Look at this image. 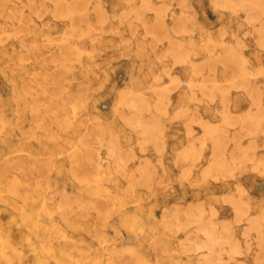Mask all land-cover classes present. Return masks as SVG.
Instances as JSON below:
<instances>
[{"label": "rangeland", "instance_id": "1", "mask_svg": "<svg viewBox=\"0 0 264 264\" xmlns=\"http://www.w3.org/2000/svg\"><path fill=\"white\" fill-rule=\"evenodd\" d=\"M239 1V7L232 5L225 8L221 6V0H204L203 6L193 3L190 8L192 6L193 8L191 9H196V11L193 14L194 20L190 21L189 19L186 20L191 13L188 12L184 0H134L132 3L127 2V0H93V3L87 6L84 4V0H57L55 4L48 2V0H32V2L30 0H0V115L4 118L14 119L18 123V128L25 130L26 134H28L25 138L26 144L24 147L16 145L21 140L18 128L12 134L14 143L12 146L7 145L0 136V177L4 175L5 171H8L20 175L33 188L40 184L43 194L50 198L52 202L53 212L50 215H44V220L49 227L47 237L50 243L56 247L61 246L67 250L75 251L78 255L87 254L88 257L99 259L111 256L115 260L113 263H106L101 260V262L97 263L84 264H125L123 262H126V259H128L126 263L129 264L130 261L141 257L149 261L188 260L189 256L198 257L199 253H203V256L199 255V258L203 261L205 258L206 262L214 259L216 255L215 259L219 257L221 260L231 259L229 260L231 264H264V244L259 247L262 242L264 243V167L261 164V161H264V155L262 156L264 149L260 147L264 142V109H262L264 108V87L261 86L264 83V77L261 75L264 73V39L261 38L264 37V33L260 30L258 23L254 21L261 11V8H258L261 7L259 4L260 0H245V2L243 0L242 3L241 0ZM249 1L251 2L249 3ZM253 2H256V7L252 5L254 4ZM44 4L46 5L44 6ZM213 4L217 5L214 6ZM36 8L41 11V15L39 11L36 12ZM94 8L96 9L94 10ZM236 9H238V12ZM33 10L36 11L34 12ZM55 11L56 18L54 16ZM42 12H44L43 16ZM250 12L253 14L251 16L252 19L249 15ZM59 13L61 17L58 15ZM76 16L78 19H76ZM98 16L100 18H96ZM47 18L49 21H45L48 20ZM81 18H86L84 19L85 21L83 20L86 23L82 22ZM246 20H249V23ZM43 22L46 26H42ZM193 23L196 28L191 36L180 31L185 26L190 27ZM78 25L82 26V32L79 30L80 27H77ZM94 28L98 30H94ZM65 30L66 33L70 32L71 34H66ZM221 30L226 33L224 34ZM74 31L75 33L77 32L75 36ZM84 31L85 33H83ZM233 31L239 37L236 35V38ZM244 33L246 34L244 35ZM91 36L94 41L93 39L90 41ZM165 36L168 39H163ZM259 37L263 42H260ZM257 38H259L260 44L257 42ZM236 39H238L237 44ZM240 39L246 43L241 42ZM161 40L163 42L159 43ZM151 41L154 43L152 44ZM205 44L207 46L210 45L209 48L213 46L215 49L212 47V50H214L211 51ZM152 45L153 47L155 46L153 49L156 53L161 54L163 52L162 55H166L163 64L154 59L153 49L150 47ZM230 46L231 48L236 47L235 50L234 48L230 49ZM189 48L191 50H187ZM226 50H229V52H227L225 57ZM188 51H191V53ZM186 54L189 56L187 57ZM228 55L232 60L228 59ZM232 55L233 58L230 57ZM65 57L69 59L66 61ZM185 57L186 59H184ZM219 57H221L219 59L220 63L217 60ZM208 59L215 66L217 63L216 68L214 65L212 67L211 64L210 67L208 66ZM227 61L228 63L230 61L231 64L234 62L232 65L237 69L239 68L238 66H242L240 67L242 70L240 68V70H237L232 65L228 67L227 65L230 66V64ZM223 62L227 63H225V67ZM99 64L100 66H98ZM76 67L78 68L76 69ZM162 69L166 71V74H163ZM199 69L203 70L201 74ZM223 69L228 72L227 75H231L229 79L226 73L225 75L223 74ZM232 71L236 73V77ZM237 74H239L238 77ZM206 75L208 76L207 78ZM214 76L215 79H213ZM210 78H212L211 82H208ZM224 79H227V81ZM201 80L205 82H199ZM238 81L244 84L242 85ZM225 82H231L232 87L227 89L223 87ZM236 82L237 85L240 84L241 86L235 87ZM71 83L73 84L71 85ZM213 83L216 84L215 89L213 88ZM247 83L249 84L248 87ZM197 84H200V86ZM101 85H104L103 88ZM204 85L213 88L212 91L211 89L209 91L216 95V99L213 101L212 111H204L203 106H201L200 116L205 121L201 119L200 124L193 125L194 130L198 134L206 137L203 158L199 167L193 170L186 178H175L180 177L184 172L185 160L183 159V153L188 151V139L187 129L183 120L174 119L169 125L163 126L162 131L164 163L167 164L168 161L173 159L177 161L175 165L171 166L170 178L167 179V182L156 183L155 180L147 181V176L145 175V177L138 180L136 177L138 173L136 171L133 173L131 169H134V166V170L142 166L145 167L147 164H142L144 160L150 161L152 165H155V159L158 156L157 145L149 143L148 151L141 152L139 144L140 141L151 140L150 138L154 136L153 134L160 128V125H163V122L159 120L160 116L157 114V101H162L164 95H169L168 100L171 99V104L168 107L169 113L172 115L177 112L175 110L180 107L181 97L186 92L195 90L193 93L195 95L198 94L196 98H200L205 92H209V88ZM244 85L246 88H244ZM164 87L165 89L169 88L170 91L167 90L166 92ZM247 88H249L248 91ZM252 88L257 89L259 94L262 93L259 98L257 97L259 95L257 91ZM145 89L151 90L145 91ZM218 89L224 90V92L227 90L225 92L227 96ZM228 90H230L229 93ZM255 91L256 95L254 94ZM141 92H143V95L140 94ZM252 92H254L253 96L250 94ZM132 95L135 97L139 96V99ZM223 95L227 98L223 97ZM76 96L80 97L81 100L84 98V100L81 101ZM161 96L163 97L162 99ZM250 96L255 97L250 98ZM16 97L21 101L18 113L14 114L11 101L16 99ZM127 97L131 99H127L128 103L130 100V105L126 103ZM221 99L230 101L222 102ZM254 99H257L258 103ZM139 100H142L141 103H139ZM80 101L82 104L79 103ZM155 103L156 105H154ZM121 104L128 106L124 110V114L129 119L126 123L125 121H120L119 123L124 126L125 131L131 136L130 145L132 146V152L135 151L136 155V159L127 160L128 163H126L125 159L126 164L123 163L124 161L122 162L124 165L115 158L109 159L107 153L98 154L96 152L95 137L101 123L106 117L116 111L117 106ZM133 104H136V107ZM228 104L229 106H227ZM257 104L260 105L258 108ZM139 105L143 110L149 107V111L145 110L146 112H144L142 110L145 114L141 111L144 116L139 111L141 109ZM224 107H227L228 113L226 110L223 111ZM253 113L257 116L253 117ZM260 113L263 115L261 116ZM93 115H95V118ZM230 115H233V117L231 116V118ZM147 116L150 117L149 122ZM152 116H155V118H151ZM136 117L141 118L137 119ZM142 117L146 127L150 126L149 128H156L157 130L153 131V129L149 130L148 127V129L144 127L143 121L139 122ZM136 119L139 121L137 122ZM230 119L234 120L235 123ZM157 120L161 123L159 122L160 124H158ZM203 121L206 123L204 124ZM237 121L239 122L237 123ZM133 122L135 123L134 126L132 125ZM150 122H157L158 125L155 123L156 125L153 127L154 124L152 125ZM230 122L231 125H235L229 126L230 124L228 125V123ZM137 123L140 125H137ZM243 124H247L248 126H246L248 129L251 128V130H248ZM244 127L245 129H243ZM46 128H48L47 131H45ZM143 128L144 131H142ZM213 128L215 129L213 130ZM236 128H238L237 131H235ZM140 131H142L143 135ZM230 131L233 138H230V133H226ZM237 132H239L240 136L237 135ZM54 135L56 136L55 138ZM236 135L237 138H241L237 139ZM234 138L235 140H233ZM226 139H229V144ZM237 140L240 141L238 142ZM249 140L253 141V143ZM224 141L226 142L224 143ZM220 142L225 145L227 143V147H223ZM249 142L251 143L250 145ZM236 143H239L242 147L238 144L237 146ZM130 145L125 144V149ZM221 145L222 148H220ZM239 146L241 149H239ZM223 148L226 149L224 150ZM231 148L233 149L231 150ZM217 150H221V154L224 155L233 151L235 155L254 161V163L245 164L238 168L227 179H211L204 174L205 168H207L204 165L208 166L215 157L214 154L217 153L216 157L221 155H218L220 152ZM124 154L125 152L121 155L123 156ZM126 154L128 153L126 152ZM16 162H19L20 167H17L19 164ZM111 162H113V165ZM119 163L120 166H118ZM102 164L103 166H101ZM139 164L142 165L139 167L137 166ZM255 164H257V168H255ZM28 167L31 169H28ZM162 169L158 167L157 172L163 173L164 170L162 171ZM75 175L85 178L87 184L81 183L78 178H75ZM146 184L148 185L147 187ZM128 187L131 188L126 189ZM149 187H151V192H149ZM129 192L130 194L132 192V194L129 195ZM238 194L242 197L238 196ZM147 196H150V199H147ZM74 198L76 199L74 200ZM223 199L226 201L223 202ZM233 199L235 202L231 201ZM92 201L94 204L97 202L96 205L98 204L99 207L104 205L103 210L100 207L98 211V207ZM173 202H177V206ZM201 207L205 209L201 210ZM197 208H200L201 212L204 211V217L200 215L201 212L197 211ZM215 209L218 213H216ZM11 211L0 198V229H11L17 235V246L25 250L26 262L18 264H58L52 260L43 261L38 258L34 250L31 249L32 245H37L38 238L34 234H28L29 243L26 238L27 227L21 223V220L17 218L16 220L11 219ZM242 212L244 215H242ZM211 213L218 220H215L210 215ZM197 214L199 215L196 216ZM195 216L198 219H195ZM177 218H179V222ZM189 219L192 222L199 221V223H202L193 224ZM211 219L215 221H211ZM171 223H174V226ZM211 223H214L212 225L215 228L213 226V228H210L215 229L213 231L216 232V239L213 236L214 232L209 228ZM224 223L227 225H224ZM225 226H228V228ZM197 227L204 231L200 232L198 240L194 239L192 235ZM258 227H261L263 231L258 230ZM171 228L173 229L171 230ZM225 228L228 230L225 231ZM250 228L253 230L251 229V231ZM97 229L102 230L104 237L96 233ZM223 231L229 239L225 238L223 240L226 237L221 233ZM259 231L261 232L258 233ZM208 232H211V235ZM204 233L208 234L205 235ZM248 233L250 234L248 235ZM258 235L260 237L262 235V237L260 238ZM205 236H208V238ZM209 237L216 242L214 241L215 243H213L212 241L211 245H208L210 243ZM217 238L219 239L218 242ZM5 239L2 234L0 236V264H10L3 259L9 252ZM184 239L187 241H184ZM206 239L209 243L205 242ZM259 239L262 241L261 244ZM220 240L227 243L230 241L231 243L229 242V245L227 243L223 244L224 247L221 245L224 242ZM198 241L202 245L201 249H199L201 245L199 247L196 245L197 243L199 244ZM202 241L208 247L203 248ZM212 243L214 246H212ZM218 243L220 246H218ZM215 244H217L218 249L215 248L217 247ZM240 245L241 247H239ZM192 247L193 249L191 250L190 248ZM196 247H198L199 251H193L197 249ZM209 247H212L215 251ZM233 247H238L237 249L240 250L236 251L235 249L236 253ZM222 248H225V250ZM219 249L222 251L220 252ZM168 251L171 252L169 253ZM182 251L184 252L183 254ZM211 253L212 257L210 256ZM218 254L223 255L221 257Z\"/></svg>", "mask_w": 264, "mask_h": 264}, {"label": "bare ground", "instance_id": "2", "mask_svg": "<svg viewBox=\"0 0 264 264\" xmlns=\"http://www.w3.org/2000/svg\"><path fill=\"white\" fill-rule=\"evenodd\" d=\"M214 1V0H213ZM247 1V0H246ZM252 1V0H251ZM251 1H249V3L251 2ZM259 1V0H258ZM220 2V1H219ZM240 2V1H239ZM243 2V0H241V3ZM244 2H245V0H244ZM76 3V2H75ZM216 3V2H215ZM254 4H252V5H254L255 7H256V2H253ZM24 4V3H23ZM250 4V5H251ZM260 4V3H259ZM46 4H44V6H45ZM214 5V4H213ZM217 5V4H216ZM216 5H214V6H216ZM242 5V4H241ZM73 6V5H72ZM236 6V5H235ZM234 6V7H235ZM259 6V5H258ZM47 7V6H46ZM221 7V6H220ZM223 7V6H222ZM237 7H239V6H237ZM242 7V6H241ZM246 7H247V5H246ZM43 8V7H42ZM77 8V7H76ZM81 8H83V6H81ZM191 8H193L192 6H191ZM225 8V7H224ZM233 8V7H232ZM258 8H261V7H258ZM84 9V8H83ZM96 8H94V10H95ZM234 9V8H233ZM36 10H37V8H36ZM36 10H33L34 12L36 11ZM42 10V9H41ZM81 10V9H80ZM235 10V9H234ZM261 10V9H260ZM40 12L39 14L41 15V11L40 10H37L36 12ZM59 11H61V10H59ZM63 11V10H62ZM66 11H67V9H66ZM71 11H72V9H71ZM83 11V10H82ZM85 11V10H84ZM195 11H196V9H195ZM206 11H208V10H206ZM211 11V10H210ZM236 11L238 12V9H236ZM251 11H253L254 12V10H252L251 9ZM258 11V10H257ZM96 12V11H95ZM97 12H100V11H97ZM214 12V11H213ZM60 13H63V12H60ZM58 14L59 16L61 15V14ZM66 13H68V12H66ZM72 13V12H71ZM196 13H198V12H196ZM211 13V12H210ZM232 13H234V12H232ZM256 13V12H255ZM43 14H44V12H42V16H43ZM65 14V13H64ZM69 14V13H68ZM215 14V13H214ZM54 15V14H53ZM66 16H67V14H65ZM64 15V16H65ZM96 15H97V13H96ZM187 15V14H186ZM250 17L253 15V14H251V12H250ZM37 16H38V14H37ZM55 18H56V11H55ZM53 16V17H54ZM65 16V17H66ZM196 16H197V14H196ZM204 16H206V15H204ZM217 16V15H216ZM61 17V16H60ZM59 17V18H60ZM62 17H63V15H62ZM73 17H74V14H73ZM80 17V16H79ZM187 17V16H186ZM215 17V16H214ZM244 17V16H243ZM58 18V17H57ZM96 18H100L99 16L98 17H96ZM102 18V17H101ZM211 18V17H210ZM242 18V17H241ZM48 19V18H47ZM76 19H78V17L76 16ZM84 19H86V18H84ZM84 19H82L81 18V20H82V22H84L85 20ZM89 19V18H88ZM206 19V18H205ZM245 19V18H244ZM251 19H252V17H251ZM254 19V18H253ZM80 20V19H79ZM84 20V21H83ZM97 20H99V19H97ZM186 20H188V18L186 19ZM45 21H49V19L48 20H45ZM78 21V20H77ZM246 21H248V23H249V20H246ZM252 21V20H251ZM254 21H256L255 19H254ZM213 22V21H212ZM46 23V22H45ZM84 23H86V22H84ZM251 23V22H250ZM72 24V23H71ZM87 24H89V23H87ZM252 24V23H251ZM43 25H45L44 24V22H43V24H42V26ZM73 25H75L74 23H73ZM253 25V24H252ZM259 25V24H258ZM46 26V25H45ZM219 26H221V25H219ZM78 28H79V30H81V32H82V26H77ZM186 27V26H185ZM184 27V28H185ZM223 27V26H222ZM73 28V27H72ZM75 28H76V26H75ZM98 28V27H97ZM97 28H94V30L96 29V30H98ZM219 28V27H218ZM224 28V27H223ZM223 28H221V29H223ZM226 28V27H225ZM231 28V27H230ZM24 29V28H23ZM66 29V28H65ZM84 29V28H83ZM209 29V28H208ZM257 29V28H256ZM85 30V29H84ZM225 30V29H224ZM233 30V29H232ZM26 31V30H25ZM70 31V30H69ZM86 31V30H85ZM85 31L83 32V33H85ZM226 31V30H225ZM246 31V30H245ZM260 31V30H259ZM87 32V31H86ZM221 32H223L224 34L226 33V32H224L223 30H221ZM234 32V31H233ZM65 33H66V30H65ZM68 33V35H70L71 33L70 32H67ZM66 33V34H67ZM70 33V34H69ZM74 33V36L76 35V33H75V31L73 32ZM94 33V32H93ZM186 33V32H185ZM247 33V32H246ZM246 33H244V35L246 34ZM47 34H49V32H47ZM51 34V33H50ZM224 34L222 35V33H221V35L222 36H224ZM230 34H232V33H230ZM234 35H235V32L233 33ZM247 34H249V33H247ZM252 34V33H251ZM73 35V34H72ZM78 35V34H77ZM81 35V34H80ZM237 35V34H236ZM235 35V36H236ZM45 36V35H44ZM50 36V35H49ZM98 36V35H97ZM142 36V35H141ZM209 36V35H208ZM238 37H239V35H237ZM237 36H236V38H237ZM260 36V35H259ZM264 36V35H263ZM78 37V36H77ZM92 37V36H91ZM221 37V36H220ZM234 37V36H233ZM52 38V37H51ZM241 38V37H240ZM260 38V37H259ZM259 38H257V42L259 43V40H260V42L262 41L261 40V38L262 39H264V37H261L260 39ZM53 39H54V37H53ZM90 39V38H89ZM92 39H93V37L90 39V41H92ZM223 40H224V38H222ZM242 39V38H241ZM240 39V40H241ZM259 39V40H258ZM30 40V39H29ZM237 40L238 39H236V44H237ZM55 41V40H54ZM93 41H94V39H93ZM202 41V40H201ZM213 41V40H212ZM216 41V40H215ZM225 41V40H224ZM29 42V41H28ZM33 42V41H32ZM152 42V41H151ZM150 42V43H151ZM220 42V41H219ZM241 42H245V41H242L241 40ZM263 42V41H262ZM53 44H54V42H52ZM154 42H152V44H153ZM240 43V42H239ZM242 43V44H243ZM246 43V42H245ZM264 43V42H263ZM263 43H262V45H263ZM145 44V43H144ZM203 44V43H202ZM207 44V43H206ZM205 44V45H206ZM260 44V43H259ZM258 44V45H259ZM49 45H50V43H49ZM57 45V44H56ZM120 45V44H119ZM142 45H143V43H142ZM141 45V46H142ZM149 45H151V44H149ZM243 45H245V44H243ZM57 46H61V45H57ZM159 46V45H158ZM157 46V47H158ZM207 46V45H206ZM210 46V45H209ZM209 46H207V48L209 49V50H211V51H213L212 50V47L211 48H209ZM232 46V45H231ZM231 46H230V49H232V48H234V50H235V48L236 47H232L231 48ZM247 47H248V45H246ZM245 46V47H246ZM260 46V45H259ZM62 47V46H61ZM60 47V48H61ZM130 47V46H129ZM139 47V46H138ZM150 47H152V49L153 48H155V46L153 47V45L152 46H150ZM225 47V46H224ZM223 47V48H224ZM240 47V46H239ZM264 47V46H263ZM77 48V47H76ZM141 48V47H140ZM206 48V49H207ZM227 48V47H226ZM225 48V49H226ZM228 48H229V46H228ZM227 48V49H228ZM238 48V47H237ZM78 49V48H77ZM136 49V48H135ZM186 49V48H185ZM224 49V50H225ZM229 49V50H230ZM84 50V49H83ZM87 50V49H86ZM187 50H191L190 48L189 49H187ZM186 50V51H187ZM193 50V49H192ZM224 50H223V52H224ZM229 50L227 51L226 50V54H224L225 55V57H226V55H227V52H229ZM90 51V50H89ZM219 51V50H218ZM241 51V50H240ZM120 52H121V49H120ZM189 53H191V51H188ZM187 52V53H188ZM193 52V51H192ZM196 52V51H195ZM195 52H194V54H195ZM198 52V51H197ZM209 52V51H208ZM73 53V52H72ZM74 53H75V51H74ZM112 53V52H111ZM163 53V52H162ZM162 53H161V55H162ZM214 53V52H213ZM218 53H221V52H218ZM225 53V52H224ZM233 53V52H232ZM240 53H242V52H240ZM58 54H60V53H58ZM70 54V53H69ZM77 54V53H76ZM122 54V53H121ZM160 54V53H159ZM193 54V55H194ZM228 54H230V53H228ZM234 54H236V53H234ZM66 55V54H65ZM71 55H73V56H77V55H75V54H71ZM165 55V54H164ZM198 55V54H197ZM221 55V54H220ZM66 56H68V55H66ZM186 56L188 57L189 55L188 54H186ZM195 56V55H194ZM237 56V55H236ZM221 57H222V55H221ZM221 57H219L217 60H218V62L220 61L219 59H221ZM230 57H232L233 58V55L232 56H230ZM235 57V56H234ZM23 58V57H22ZM66 58V57H65ZM240 58H242L241 56H240ZM67 59H69V58H66V61H67ZM184 59H186V57L184 58ZM222 59H224V58H222ZM228 59L229 60H232V59H230L229 58V55H228ZM65 60V59H64ZM73 60V59H72ZM238 60H239V57H238ZM242 60H244L243 58H242ZM55 61V60H54ZM71 61V60H70ZM69 61V62H70ZM74 61V60H73ZM72 61V62H73ZM194 61H196V60H194ZM226 61V60H225ZM245 61V60H244ZM197 62V61H196ZM201 62V61H200ZM208 62H209V65H208ZM208 62H207V65L210 67V64L212 63V61H210L209 59H208ZM236 62V61H235ZM55 63V62H54ZM192 63H194V62H192ZM198 63V62H197ZM197 63H196V65H197ZM220 63V62H219ZM224 63V62H223ZM223 63H221V64H223ZM226 63V62H225ZM223 64V66L225 67V65L228 63V61H227V63L226 64ZM234 63V62H233ZM232 63V64H233ZM93 64V63H92ZM102 64V63H101ZM201 64H202V62H201ZM204 64V63H203ZM228 64H230V66L229 65H227L228 67H231V63H230V61H229V63ZM212 65V67H213V65L215 66V64H211ZM242 65H243V62H242ZM66 66V65H65ZM92 66V65H91ZM98 66H100V64L98 65ZM134 66V65H133ZM203 66V65H202ZM216 66H217V63H216ZM216 66H215V68H216ZM226 66V67H227ZM236 66V65H235ZM93 67V66H92ZM199 67V66H198ZM197 67V68H198ZM208 67V68H209ZM211 67V69H213ZM232 67H234L233 65H232ZM239 68L240 67H242V66H238ZM78 67H76V69H77ZM94 68V67H93ZM163 68H164V66H163ZM196 68V67H195ZM194 68V69H195ZM235 68V67H234ZM234 68H231V69H234ZM237 69V68H235V69H237V70H240V69ZM66 69V68H65ZM81 69H83V68H81ZM225 69V68H224ZM223 69V71H224V73H223V71H222V73L225 75V73H226V75H227V73L228 72H225V70ZM95 70V69H94ZM164 70V69H163ZM209 70V69H208ZM230 70V69H229ZM242 70V69H241ZM67 71V70H66ZM70 71V70H69ZM92 71H93V69H92ZM201 71V69H199V72ZM203 71V70H202ZM202 71L200 72V74L202 73ZM211 71V70H210ZM213 71V70H212ZM215 71V70H214ZM231 71V70H230ZM253 71V70H252ZM71 72V71H70ZM196 72V71H195ZM194 72V73H195ZM214 73V72H213ZM216 73V72H215ZM230 73V72H229ZM232 73H234L233 71H232ZM71 74V73H70ZM206 74V73H205ZM207 74H209V73H207ZM235 75V77H236V73H234ZM248 74V73H247ZM101 75V74H100ZM196 75H197V72H196ZM210 75H213V74H210ZM238 75L239 74H237V77H238ZM66 76V75H65ZM198 76H199V74H198ZM216 76V75H215ZM215 76H214V78L213 79H215ZM229 75H227V77H228ZM231 76V75H230ZM230 76L228 77V79L230 78ZM233 75H232V77H234ZM208 76L206 75V78H207ZM224 77V76H223ZM226 77V76H225ZM85 78H86V76H85ZM161 78H163V77H161ZM159 79V78H158ZM203 79V78H202ZM211 79L212 78H210V80L208 79V82H211ZM233 79V78H232ZM235 79V78H234ZM65 80V79H64ZM81 80H83L82 78H81ZM89 80V79H88ZM193 80V79H192ZM203 80H205V79H203ZM203 80H201V81H199V82H202ZM217 80V79H216ZM225 80V79H224ZM62 81V80H61ZM90 81V80H89ZM214 81V80H213ZM225 81H227V79L225 80ZM229 81V80H228ZM233 81V80H232ZM242 81V80H241ZM241 81H238L239 83H241L242 84V82ZM248 81V80H247ZM102 82V81H101ZM192 82V81H191ZM203 82H205V81H203ZM206 82H207V80H206ZM1 83V82H0ZM246 83V82H245ZM73 83H71V85H72ZM87 84H88V82H87ZM89 84H90V82H89ZM163 84H164V82H163ZM214 84V83H213ZM222 84V83H221ZM244 84V83H243ZM242 84V85H243ZM65 85V84H64ZM165 85V84H164ZM194 85V84H193ZM197 85H199L200 86V84H197ZM210 85V84H209ZM220 85V84H219ZM224 85L225 84H223V87H224ZM246 85V84H245ZM244 85V86H245ZM259 85V84H258ZM89 86H91V85H89ZM98 86H99V83H98ZM104 86V85H103ZM205 86V85H204ZM211 86H212V83H211ZM210 86V87H211ZM237 86H241L240 84L239 85H237V82L235 83V87H237ZM244 86H242V87H244ZM249 86V84L247 83V87ZM23 87V86H22ZM206 87V86H205ZM205 87H204V89H205ZM215 87H216V84H214V86H213V88L215 89ZM220 87H222V86H220ZM234 87V88H235ZM242 87H239V88H242ZM90 88V87H89ZM98 88V87H97ZM103 88V87H102ZM123 88V87H122ZM121 88V89H122ZM168 88V87H167ZM175 88V87H174ZM173 88V89H174ZM206 88H209V87H206ZM213 88H209L208 89V91L211 89V91H212V89ZM218 88H219V86H218ZM226 88V87H225ZM244 88H246V86L244 87ZM243 88V89H244ZM8 89V88H7ZM126 89H127V87H126ZM163 89V88H162ZM164 89H165V87H164ZM202 89V88H201ZM227 89V88H226ZM225 89V90H226ZM248 89L249 88H247V91H248ZM253 89V88H252ZM2 90V89H1ZM85 90V89H84ZM98 90H100V89H98ZM124 90V89H123ZM166 90V92H167V90H169L170 91V89L168 88V89H165ZM171 90H172V88H171ZM207 90V89H206ZM205 90V91H206ZM219 90V89H218ZM253 90H256L257 91V89H253ZM75 91H77V90H75ZM86 91H87V89H86ZM85 91V92H86ZM159 91V90H158ZM195 91V90H194ZM193 91V92H194ZM201 91V90H200ZM219 91H221V90H219ZM227 91V90H226ZM225 91V92H226ZM246 91V90H245ZM246 91V92H247ZM256 91H255V93L254 92H252V93H250L252 96H253V93L256 95ZM262 91V90H261ZM3 92V91H2ZM83 92V91H82ZM88 92V91H87ZM122 92V91H121ZM156 92V91H155ZM162 92V91H161ZM165 92V91H164ZM204 92V91H203ZM225 93L224 92V90L223 91H221V93ZM230 92V90H228V93ZM249 92H250V90H249ZM125 93H128V92H125ZM130 93V92H129ZM159 93V92H158ZM157 93V94H158ZM202 93V92H201ZM257 93H258V91H257ZM7 94V93H6ZM78 94H80V93H78ZM82 94V93H81ZM248 94V93H247ZM259 94V93H258ZM257 94V95H258ZM260 94H262V93H260ZM258 95L257 97L259 98L261 95ZM121 95V94H120ZM131 95V94H130ZM129 95V96H130ZM159 95H161V94H159ZM168 95V94H167ZM225 95L227 96V94L225 93ZM133 97H135L134 95H132ZM136 96H138V95H136ZM195 96H197L198 97V94L197 95H195ZM226 96H224L223 95V97H226ZM77 97V96H76ZM141 97V96H140ZM165 97H168L167 99H169V95L168 96H166V95H164V98ZM228 97H229V95H228ZM255 97V96H254ZM254 97H251L250 96V98H254ZM78 99L80 98V97H77ZM130 99V97H127L126 98V100L127 99ZM135 98H138L139 99V96L138 97H135ZM134 98V99H135ZM163 97L161 96V99H162ZM227 98V97H226ZM225 98V99H226ZM222 100V102H225L226 100ZM261 99V98H260ZM259 99V100H260ZM79 100H81V98L79 99ZM84 100V98L81 100V101H83ZM126 100H124L125 102H126ZM131 100V99H130ZM130 100H129V103H128V100H127V104H131L130 103ZM171 100V99H170ZM257 101V103H258V100L257 99H254V101ZM20 99H18L17 97H16V99H13L12 101H11V107H12V109H13V112H14V114H17L18 113V107H19V105H20ZM78 101V100H77ZM81 101L79 102V103H81ZM122 101V100H121ZM133 101V100H132ZM131 101V102H132ZM134 101H136V100H134ZM140 102L139 103H141V101L142 100H139ZM228 102L230 101V100H227ZM226 101V102H227ZM255 101V102H256ZM118 102H120L119 100H118ZM137 102V101H136ZM261 102V101H260ZM134 103V102H133ZM82 104V103H81ZM159 103H158V101H157V107H159L160 105H158ZM255 104V103H254ZM254 104H252V105H254ZM2 105V107H4V105L3 104H1ZM126 105V104H125ZM135 105V107H136V104H133V106ZM141 105V104H140ZM139 105V106H140ZM149 105V104H148ZM154 105H156V103L154 104ZM84 106V105H83ZM132 106V107H133ZM146 106V105H145ZM145 106H143V107H145ZM227 106H229V104L227 105ZM255 106H256V104H255ZM260 105L259 104H257V108L259 107ZM141 107V106H140ZM154 107H156V106H154ZM180 107H181V105H180ZM1 108V107H0ZM137 108H138V106H137ZM147 108V107H146ZM179 108V107H178ZM178 108H176V110L175 111H177V109ZM225 108V109H224ZM223 108V111L224 110H226V108L227 107H224ZM136 109V108H135ZM140 109V108H139ZM138 109V110H139ZM148 109H149V107H148ZM148 109H145V110H148ZM158 108H156V110H157ZM260 109V108H259ZM262 109H264V108H262ZM143 110V108L141 107V109L139 110L140 112ZM145 110H143L144 112H146ZM228 110V109H227ZM226 110V111H227ZM77 111V110H76ZM142 111V112H143ZM149 111V110H148ZM150 111H151V109H150ZM174 111V110H173ZM215 111V110H214ZM222 110H221V112H223ZM253 111H254V109H253ZM257 111V110H256ZM263 111V110H262ZM141 112V114H143ZM219 112V111H218ZM135 113V112H134ZM148 113H150V112H148ZM156 113V112H155ZM154 113V114H155ZM227 113H228V111H227ZM226 113V114H227ZM248 113V112H247ZM262 113V112H261ZM261 113H260V115H261ZM77 114V113H76ZM79 114H80V112H79ZM138 114V113H137ZM136 114V115H137ZM145 114V113H144ZM144 114H143V116H144ZM158 115H159V112L157 113ZM173 114H176L175 112L173 113ZM172 114V115H173ZM223 114H225V113H223ZM249 114V113H248ZM263 114H264V112H263ZM262 114V115H263ZM78 115V114H77ZM139 115V114H138ZM137 115V116H138ZM259 114H258V116H260ZM261 115V116H262ZM127 116V115H126ZM160 116V115H159ZM233 117V115H230V117ZM250 116H252V115H250ZM254 116H257V115H255L254 113H253V117ZM93 117L95 118V115H93ZM133 117H135L134 115H133ZM133 117H132V119H133ZM146 117V116H145ZM148 117V116H147ZM156 117H157V115H156ZM231 117V118H232ZM137 118V117H136ZM141 118V117H140ZM139 117L137 118V119H140ZM149 118L150 117H148L147 119H148V122H149ZM151 118H155V116L153 117H151ZM203 118V117H202ZM229 118V117H228ZM236 118V117H235ZM258 118H262V117H258ZM264 118V117H263ZM52 119V118H51ZM129 118H127V120H128ZM131 119V118H130ZM135 119V118H134ZM137 119H136V121H137ZM156 119H158V118H156ZM234 119V118H233ZM256 120H257V118H255ZM145 120V119H144ZM159 120H161V119H159ZM202 120H204V119H202ZM231 121H232V119H230ZM229 120V121H230ZM235 120V119H234ZM234 120L232 121V122H234ZM239 120V119H238ZM32 121V120H31ZM41 121H43L42 119H41ZM139 121V120H138ZM137 121V122H138ZM141 121H143V117H142V120H140L139 122L141 123ZM153 121V120H152ZM162 121V120H161ZM205 121V120H204ZM203 121V122H204ZM258 121H260V119H258ZM52 122H54V121H52ZM131 122V121H130ZM129 122V123H130ZM157 122H158V120H157ZM157 122H154V123H151L152 125L154 124V126L153 127H155V125L157 124ZM160 122V121H159ZM158 122V124H160ZM208 122V121H207ZM228 122V121H227ZM235 122H236V120H235ZM234 122V123H235ZM239 121H237V123H238ZM40 123V122H39ZM38 123V124H39ZM156 123V124H155ZM206 122H204V124H205ZM209 123V122H208ZM207 123V124H208ZM224 123H225V121H224ZM27 124V123H26ZM54 124V123H53ZM134 122H133V126H134ZM142 124H144L143 126L144 127H146L145 125V123H144V121H143V123ZM147 124H149V123H147ZM151 124H149V125H151ZM157 124V125H158ZM163 124V123H162ZM203 124V125H204ZM206 124V125H207ZM211 124V123H210ZM209 124V125H210ZM226 124V123H225ZM230 124V125H229ZM242 124V123H241ZM248 125H249V123H247ZM246 124V125H247ZM259 124V123H258ZM29 125V124H28ZM137 125H140V124H138L137 123ZM202 125V126H203ZM205 125V126H206ZM212 125V124H211ZM228 125L229 126H234L235 124H233V125H231V122L230 123H228ZM244 125V124H243ZM246 125H244V126H246ZM247 125V126H248ZM0 136L2 137V139H3V141L7 144V145H11L12 146V144L14 145V143H13V140H12V134H13V132L15 131V130H17V128H18V123L17 122H15L14 121V119H12V118H4V117H2V115H0ZM163 126V125H162ZM161 125H160V128L162 127ZM215 127H216V125H214ZM218 126V125H217ZM242 126V125H241ZM246 126V128L248 129V127ZM29 127V126H28ZM28 127H26V128H28ZM148 127V126H147ZM146 127V128H147ZM150 127V126H149ZM148 127V128H149ZM152 127V126H151ZM213 127V126H212ZM219 127V126H218ZM251 127H253V126H251ZM139 128V127H138ZM147 128V129H148ZM158 128V127H157ZM159 128V129H160ZM250 128V127H249ZM133 129H134V127H133ZM150 129H153V131H155V129L154 128H149V130ZM197 129V128H196ZM212 129V128H211ZM215 128H213V130H214ZM219 129V128H218ZM217 129V130H218ZM226 129V128H225ZM224 129V130H225ZM243 129H245V127L243 128ZM18 130H19V134L21 135V140L18 142V144H16L17 146H22V147H24V145L26 144L25 143V138L27 137V135L28 134H26V132H25V130H23V129H20V128H18ZM48 130V128H46V130L45 131H47ZM149 130H147V131H149ZM157 130V129H156ZM222 130H223V128H222ZM229 130V129H228ZM238 130V128H236V130L235 131H237ZM248 130H251V128L250 129H248ZM258 130V129H257ZM142 131H144V128H143V130ZM142 131H140V133L142 132ZM196 131V130H195ZM216 131V130H215ZM220 131V130H219ZM219 131H217V132H219ZM232 131H234V130H232ZM234 131V132H235ZM253 131V130H252ZM255 131H256V128H255ZM261 131V130H260ZM97 132V131H96ZM95 132V133H96ZM139 132V131H138ZM137 132V133H138ZM145 132H146V129H145ZM234 132H233V135H234ZM245 132V131H244ZM250 132V131H249ZM150 133V132H149ZM226 133H230V136H231V131L230 132H226ZM236 133V132H235ZM142 135H143V133H141ZM147 134V133H146ZM152 134V133H151ZM204 134V133H203ZM251 134V133H250ZM154 135V134H153ZM237 135H239L240 136V134H239V132H237ZM237 135L235 136L236 138H237ZM97 136V135H96ZM95 136V137H96ZM147 136V135H146ZM205 136V135H204ZM246 136H247V134H246ZM30 137V136H29ZM56 136L54 135V138H55ZM150 137H151V135H150ZM149 137V138H150ZM145 138V137H144ZM144 138H142V139H144ZM148 138V137H147ZM153 138V137H152ZM152 138H150V139H152ZM221 138V137H220ZM220 138H218V139H220ZM226 138H227V136H226ZM228 138H229V136H228ZM230 138H233V136H231ZM239 138V137H238ZM237 138V139H238ZM241 138V137H240ZM239 138V139H240ZM142 139H140V140H142ZM221 139H223V138H221ZM221 139H220V141H221ZM243 139V138H242ZM48 140V139H47ZM146 140H148V139H146ZM227 140V139H226ZM229 140V139H228ZM227 140V143L229 144L230 143V141H228ZM232 140V139H231ZM233 140H235V138L233 139ZM145 141V140H144ZM223 141V140H222ZM238 141V140H237ZM240 141V140H239ZM238 141V142H239ZM251 143H253V141H251V140H249ZM139 142V141H138ZM137 142V143H138ZM217 142H218V140H217ZM226 141H224V143H225ZM234 142H236V141H234ZM249 142V145L251 144ZM220 143H222L223 144V147L224 146H226V145H228L227 143H226V145L223 143V142H220ZM264 143V142H263ZM85 144V143H84ZM219 144V143H218ZM240 145L239 143H236V145ZM156 145V144H155ZM237 145V146H238ZM131 146V145H130ZM165 146V145H164ZM241 147H242V145H240ZM239 146V149H241V147ZM247 146V145H246ZM150 147V146H149ZM188 147V146H187ZM227 147V146H226ZM156 148H157V146H156ZM183 148V147H182ZM186 148V147H185ZM220 148H222V145H221V147ZM243 148H244V146H243ZM248 148V147H247ZM249 148H250V146H249ZM224 149V148H223ZM226 149V148H225ZM224 149V150H225ZM233 148H231V150H232ZM50 150H52V148H50ZM139 150V149H138ZM133 151H134V148H133ZM182 151H184V149H182ZM187 151V150H186ZM218 152H220V153H218V155H220L221 154V150L219 151V150H217ZM217 151H215V152H217ZM251 151V150H250ZM51 152H53V151H51ZM50 152V153H51ZM135 152V151H134ZM181 152V151H180ZM223 152V151H222ZM233 151H231L230 153H232ZM19 153V152H18ZM214 153V152H213ZM234 153V152H233ZM30 154V153H29ZM98 154H100V153H98ZM125 154H126V151H125ZM123 155V156H127L128 154H126V155ZM235 154V153H234ZM252 154H254V153H252ZM215 155V157H216V155H217V153L216 154H214ZM225 155H226V153H225ZM264 154H262V156H263ZM136 156V155H135ZM219 157V156H218ZM253 157V156H252ZM251 157V158H252ZM100 158V157H99ZM149 158V157H148ZM147 158V160H149ZM157 158V157H156ZM254 158V157H253ZM252 158V159H253ZM50 159V158H49ZM116 159V158H115ZM146 159V158H145ZM151 159V158H150ZM99 160V159H98ZM127 160L128 159H126L125 161H126V163H128L127 162ZM144 160V159H143ZM156 160V159H155ZM174 160V159H173ZM251 160V159H250ZM125 161L123 162L124 164H126L125 163ZM130 161V160H129ZM210 161V160H209ZM21 162V161H20ZM16 163H18L19 164V162H16ZM15 163V164H16ZM30 163V162H29ZM112 163V165H113V162H111ZM122 163V164H123ZM147 164V161H143L142 162V164ZM35 166H36V164L35 163H33ZM44 164H45V162H44ZM43 164V165H44ZM99 164H101V163H99ZM123 164V165H124ZM141 164V165H142ZM154 164V163H153ZM22 165V164H21ZM24 165V164H23ZM25 165H26V163H25ZM140 164L139 165H137V166H141ZM13 166V165H12ZM101 166H103V164L101 165ZM118 166H120V163H119V165ZM125 166H127V165H125ZM205 167H208V166H206V165H204ZM255 166V168H257L256 166H257V164H255L254 165ZM259 166V165H258ZM17 167H20V164H19V166H17ZM44 167V166H43ZM114 167V166H113ZM142 167H144V166H142ZM263 167H264V165H263ZM30 167H28V169H29ZM33 168V167H32ZM105 168V167H104ZM12 169V168H11ZM18 169V168H17ZM31 169V168H30ZM111 169V168H110ZM134 169H135V166H134ZM133 168L131 169V170H133V173H135ZM138 169V168H137ZM205 169H207V168H205ZM251 169H252V166H251ZM254 169V168H253ZM25 170V169H24ZM99 170V169H98ZM164 169H162V171H163ZM204 170V169H203ZM264 170V169H263ZM262 170V171H263ZM183 171H184V169H183ZM40 172V171H39ZM38 172V173H39ZM42 172V171H41ZM132 172V171H131ZM205 174V173H204ZM203 174V175H204ZM134 175V174H133ZM179 175V174H178ZM137 177V176H136ZM75 178H78L79 180H80V182L81 183H85V184H87V180L85 179V178H82V177H80V176H78V175H75ZM134 178H135V176H134ZM31 179V178H30ZM147 179V178H146ZM135 180V179H134ZM131 184V183H130ZM128 185H129V183H128ZM150 185V184H149ZM236 185V184H235ZM181 186V185H180ZM243 186V185H242ZM140 187V186H139ZM122 188V187H121ZM131 187H128V188H126V189H130ZM151 188V187H150ZM243 188V187H242ZM132 190V189H131ZM54 191H55V189H54ZM67 191V190H66ZM122 191V190H121ZM124 191V190H123ZM128 191V190H127ZM237 191V190H236ZM246 191V190H245ZM245 191H242V192H245ZM55 192H57V190L55 191ZM112 192V191H111ZM110 192V193H111ZM241 192V191H240ZM113 193V192H112ZM115 193V192H114ZM246 193V192H245ZM53 194H54V192H53ZM131 194H132V192H131ZM130 194V192H129V195H131ZM244 194V193H243ZM109 195V194H108ZM112 195H114V194H112ZM240 194H238V196H239ZM48 196H49V194H48ZM52 197H54V196H52ZM109 197V196H108ZM110 197H111V195H110ZM231 197H233V196H231ZM240 197H242L241 195H240ZM239 197V198H240ZM0 198L3 200V202L5 203V205L10 209V210H12L11 211V214H10V217H11V219H15L16 220V218L17 219H19V220H21V223L22 224H24L26 227H27V230H26V233H27V235H26V238H27V240H28V242L30 243V238H29V236H28V234H34L37 238H38V243H37V245H32L31 247V249L32 250H34V252L36 253V255L38 256V258H41V260H52V261H54V262H56V263H58V264H73V263H81V264H84V263H97V262H101V260L103 261V262H106V263H113L115 260H114V258L113 257H102V258H91V257H88V255L87 254H83V255H78V253L77 252H75V251H72V250H67V249H65V248H63V247H61V246H59V247H56V246H54L52 243H50L49 241H48V235H47V231H48V229H49V227L47 226V224L48 223H46L45 222V220H44V215H50L52 212H53V210H52V207H51V204H52V202H51V200H50V198H48L45 194H43V192H42V189H41V186H40V184H38L37 186H36V188H33V187H31V185H30V183L29 182H27V181H25L20 175H18V174H15V173H11V172H8V171H5V173H4V175H2V177H0ZM55 198V197H54ZM66 198V197H65ZM239 198H237V200H239ZM72 199V198H71ZM76 198H74V200H75ZM80 199V198H79ZM88 199V198H87ZM236 199V198H235ZM92 200V199H91ZM243 200V199H242ZM72 201V200H71ZM88 201H89V199H88ZM88 201H87V203H88ZM125 201H129V200H125ZM224 201H226L225 199H223V202ZM232 202H235L234 201V199L233 200H231ZM72 202H74V201H72ZM93 202V201H92ZM228 202H229V199H228ZM231 202V203H232ZM83 203H84V201H83ZM86 203V202H85ZM97 203V202H96ZM96 203L94 204V202H93V204L94 205H96ZM128 203V202H127ZM175 205H176V203L175 202H173ZM231 203H229V204H231ZM240 203H242V202H240ZM244 203V202H243ZM54 204V203H53ZM233 204V203H232ZM55 205V204H54ZM92 205V204H91ZM100 205H101V203H100ZM106 205V204H105ZM210 205V204H209ZM236 205H237V202H236ZM93 206V205H92ZM97 207H98V211H99V209H100V207H102V210H103V206H98V204L96 205ZM96 206H94V207H96ZM177 206V205H176ZM215 206V205H214ZM93 207V208H94ZM97 207H96V209H97ZM236 207V206H235ZM202 209L201 210H203V209H205L204 207H201ZM211 208V207H210ZM216 208V207H215ZM237 208H238V206H237ZM246 208V207H245ZM245 208H244V210H245ZM85 209H87V208H85ZM212 209H213V206H212ZM212 209H211V212H212ZM234 209H236V208H234ZM101 210V211H102ZM199 210V212H201L200 211V208L198 209L197 208V211ZM243 210V209H242ZM215 211H216V209H215ZM235 211H238V210H235ZM241 211V210H240ZM239 211V212H240ZM247 211H248V209H247ZM247 211H245V212H247ZM88 212V211H87ZM103 212V211H102ZM244 212V211H243ZM242 212V213H243ZM262 212V211H261ZM264 212V211H263ZM216 213H218V211H216ZM85 214V213H84ZM200 214V213H199ZM199 214H197L196 216H198ZM235 214V213H234ZM239 214V213H238ZM247 214H248V212H247ZM260 214V213H259ZM258 214V215H259ZM170 216H171V214H169ZM200 215H203V217H204V211L203 212H201V214ZM205 215H206V212H205ZM210 215H212V213L210 214ZM210 215H209V219H210ZM217 215V214H216ZM242 215H244V213L242 214ZM86 216V218H87V214L85 215ZM174 216V215H173ZM187 216V215H186ZM195 216V219L197 218L198 219V217H196ZM213 216V215H212ZM245 216H247L246 214H245ZM174 217H178V216H174ZM194 217V216H193ZM200 218H201V216H199ZM214 217V216H213ZM235 217H236V215H235ZM251 217V216H250ZM97 218H98V216H97ZM240 218H242V217H240ZM176 219V218H175ZM178 220V222H179V218H177ZM208 219V218H207ZM206 219V221H208ZM214 219L215 220H218V219H216L215 217H214ZM248 219H250V218H248ZM14 220V221H15ZM165 220V219H164ZM173 220H174V218H173ZM193 220V219H192ZM202 220V219H201ZM215 220H212L211 219V221H215ZM223 220V219H222ZM163 221V220H162ZM165 221H167V220H165ZM176 221V222H177ZM189 221H190V219H189ZM188 221V222H189ZM203 221V220H202ZM190 222H192V221H190ZM198 223H199V221H197ZM209 222H210V220H209ZM167 223H168V221H167ZM202 223V222H201ZM201 223H199V224H201ZM215 223V222H214ZM214 223H211L210 225L211 226H209L208 224V226H209V228L210 227H214V225H212V224H214ZM222 223V222H221ZM251 223V222H250ZM254 223V222H253ZM258 223V222H257ZM163 225H164V223H162ZM172 225L174 224V223H171ZM182 224V223H181ZM183 224H185L184 222H183ZM192 224V223H191ZM218 224V223H217ZM255 224V223H254ZM165 225H167V224H165ZM180 225V224H179ZM189 225V224H188ZM202 225H204V224H202ZM224 225H227V224H225L224 223ZM224 225H221V226H224ZM232 225V224H231ZM76 226V225H75ZM168 226V225H167ZM174 226V225H173ZM182 226V225H181ZM180 226V227H181ZM184 226V225H183ZM190 226V225H189ZM201 226V225H200ZM199 226V227H200ZM206 226V225H205ZM208 226H206V227H208ZM217 226V225H216ZM172 227V226H171ZM178 227V226H177ZM212 227V228H213ZM225 227H227L228 228V226H225ZM248 227H250V226H248ZM247 227V228H248ZM253 227H254V225H253ZM212 228H210V229H212ZM215 228V227H214ZM217 228V227H216ZM223 229H224V227H222ZM173 228H171V230H172ZM178 229H179V227H178ZM223 229H221V230H223ZM252 228H250V230H251ZM261 230V227H258V230ZM88 230H89V228H88ZM180 230V229H179ZM207 230V229H206ZM206 230H205V232H206ZM215 231V229H212V231ZM228 229H226L225 228V231H227ZM247 230V229H246ZM248 230H249V228H248ZM247 230V231H248ZM253 230V229H252ZM251 230V231H252ZM263 230H264V228H263ZM263 230H261V231H263ZM203 231V230H202ZM209 231V230H208ZM211 231V230H210ZM211 231V232H212ZM213 231V232H214ZM217 231H219L218 229H217ZM229 231H230V229H229ZM247 231H245V232H247ZM250 231V232H251ZM261 231H259L258 233H260ZM173 232H174V230H173ZM204 232V231H203ZM211 232L209 233L210 235H211ZM234 232V231H233ZM233 232H231L232 234H233ZM96 233L99 235V236H103V232H102V230H100V229H97L96 230ZM187 233V232H186ZM208 233H204L205 235L206 234H208ZM215 233L216 232H214V237H215ZM218 233V232H217ZM221 233H223L226 237H224L223 238V240L225 239V238H228L227 237V235L224 233V231L223 232H221ZM235 233V232H234ZM253 233V232H252ZM264 233V232H263ZM4 235L5 236V241H6V244H7V246L9 247V252H8V254H7V256H5L3 259H4V261L5 262H7V263H10V264H18V263H25L26 262V255H25V250L23 249V248H20V247H18L17 246V243H16V240H17V235L16 234H14L12 231H11V229H9V228H7V229H5V228H1L0 229V236L1 235ZM174 234V233H173ZM227 234H228V232H227ZM250 233H248V235H249ZM262 234V233H261ZM94 235V234H93ZM203 235V234H202ZM210 235H208V236H210ZM221 235V234H220ZM185 236H186V234H185ZM208 236H205L206 238H208ZM223 236V235H222ZM221 236V237H222ZM259 236V235H258ZM104 237V236H103ZM204 237V238H205ZM218 237V236H217ZM260 237V236H259ZM261 237H262V235H261ZM260 237V238H261ZM180 238V237H179ZM184 238V237H183ZM186 238H188V237H186ZM193 238V237H192ZM203 238V237H202ZM220 238V237H219ZM231 238V237H230ZM212 238L211 237H209V239L208 240H210V243H209V241H207V239H206V243L208 242L209 244L208 245H211V242L213 241V240H211ZM214 239H216V237L214 238ZM221 239V238H220ZM229 239V238H228ZM264 239V238H263ZM180 240V239H179ZM186 239H184V241H185ZM188 241H190V239L188 238L187 239ZM186 240V241H187ZM194 240V239H193ZM198 240V239H197ZM201 240H203V239H201ZM200 240V241H201ZM205 240V239H204ZM218 238H217V242H218ZM223 240H220L221 242H224ZM233 240H234V236H233ZM260 240V239H259ZM192 241V240H191ZM215 241V240H214ZM213 241V243H215ZM219 241V243H221ZM229 241V240H228ZM232 241V240H231ZM101 242V241H100ZM196 242V241H195ZM199 242V241H198ZM204 241H202V244L204 245V243H203ZM230 242V241H229ZM229 242L227 243V242H224V243H221V245L222 246H224L223 244H225V243H227L228 245H229ZM235 242V241H234ZM233 242V243H234ZM252 242V241H251ZM261 240H260V244H261ZM181 243H184V242H181ZM194 243V242H193ZM193 243H191V244H193ZM213 243H212V246H214L213 245ZM219 243H218V246H220L219 245ZM231 243V242H230ZM232 243V244H233ZM195 244V243H194ZM256 244V243H255ZM263 242H262V244L261 245H259V247L260 246H263ZM185 245H186V243H185ZM198 247L201 245V243L199 242V244L197 243L196 244ZM196 245H194V246H196ZM207 245V244H206ZM207 245V246H208ZM216 246H217V244H215ZM251 245V244H250ZM249 245V246H250ZM3 246V245H2ZM192 246V245H191ZM190 246V247H191ZM218 246L217 247H215V248H217L218 249ZM230 246H231V244H230ZM232 246H234V245H232ZM257 246H258V243H257ZM181 247V246H180ZM198 247H196V248H198ZM201 247H202V245L200 246V248L199 249H201ZM225 247V246H224ZM239 247H241V245L239 246ZM128 248V247H127ZM173 248V247H172ZM182 248V247H181ZM188 248H189V245H188ZM203 248H205V247H203ZM202 248V249H203ZM210 248V247H209ZM212 248V247H211ZM210 248V249H211ZM214 248V249H215ZM219 248H221V247H219ZM234 248V247H233ZM238 248V247H237ZM237 248H234V251H235V249H236V251L237 250H240V249H237ZM248 248V247H247ZM177 249V248H176ZM184 249V248H183ZM191 250L193 249V247L192 248H190ZM208 249V248H207ZM209 249V250H210ZM222 249H224L225 250V248H222ZM264 249V248H263ZM4 250V249H3ZM124 250H125V247H124ZM169 250H171V249H169ZM174 250V249H173ZM178 250V249H177ZM185 250V249H184ZM211 250H213V248L211 249ZM231 250H232V247H231ZM246 250H248V249H246ZM260 250V249H259ZM258 250V251H259ZM213 251H215V250H213ZM219 251H220V249H219ZM219 251H218V253H219ZM222 251V250H221ZM220 251V252H221ZM235 251V252H236ZM5 252V251H4ZM3 252V253H4ZM169 252V251H168ZM171 252V251H170ZM169 252V253H170ZM176 252V251H175ZM202 252H204V251H202ZM208 252V251H207ZM212 252V251H211ZM217 252V251H216ZM224 252V251H223ZM226 252H227V250H226ZM232 252V251H231ZM234 252V253H235ZM239 252V251H238ZM241 252V251H240ZM256 252H257V250H256ZM111 253H113V251H111ZM179 253V252H178ZM184 252L182 251V254H183ZM187 253H188V249H187ZM204 253H206V252H204ZM210 253V252H209ZM237 253V252H236ZM203 254V253H202ZM202 254H200L199 253V255H201V256H203ZM214 254V253H213ZM243 254V253H242ZM155 255V254H154ZM181 255V254H180ZM199 255H198V257H199ZM205 255V254H204ZM206 255H208L207 253H206ZM206 255H205V257H206ZM222 255L223 254H220L219 256H221L222 257ZM263 255V254H262ZM211 257H212V253H211V255H210ZM214 256V255H213ZM218 256V255H217ZM258 256V255H257ZM118 257V256H117ZM121 257H122V255H121ZM156 257V256H155ZM208 257V256H207ZM215 257H216V255H215ZM215 257H214V259H215ZM157 258V257H156ZM189 258V257H188ZM220 258V257H219ZM218 258V259H219ZM227 258V257H226ZM261 258V257H260ZM224 259V258H223ZM262 259V258H261ZM124 260H125V258H124ZM183 260V259H182ZM225 260H227V259H225ZM229 260H231V259H229ZM123 261V260H122ZM128 261V259H126V262ZM204 261H205V264L207 263L206 262V260H205V258H204ZM126 262H123V263H125V264H127Z\"/></svg>", "mask_w": 264, "mask_h": 264}, {"label": "clouds", "instance_id": "3", "mask_svg": "<svg viewBox=\"0 0 264 264\" xmlns=\"http://www.w3.org/2000/svg\"><path fill=\"white\" fill-rule=\"evenodd\" d=\"M32 2V0H30ZM48 2L55 4L57 0H48ZM127 2L132 3L134 0H127ZM185 6L190 15H188V19L190 21L194 20L195 9H191L190 5L195 3L201 6L204 5V0H184ZM93 3V0H84V4L90 5ZM239 4V0H221V6L228 7L232 5ZM261 11L259 15L255 18L256 22L260 26V30L264 33V0H260ZM196 25L193 23L190 27L182 28L181 32L188 33L189 36L195 31ZM163 39H168L167 36L163 37ZM163 41H159L162 43ZM183 46V44H181ZM154 54V59L161 64H163L166 59V55H161L152 50ZM163 74H166V71L162 69ZM264 77V73L261 74ZM178 86V85H177ZM264 87V83L261 85ZM103 87V85H101ZM143 87V85H141ZM224 87L230 88L232 87L231 82H225ZM151 89H145V91H150ZM143 95V92L140 93ZM216 99V95L209 91L205 92L203 96L200 98H196L195 94L192 91L186 92L181 97V107L177 109L175 115H170L169 113V105L171 101L166 97L162 101H158L160 107H158L157 111L159 112L160 119L163 122V126H167L174 119H182L184 122V126L187 129V139H188V151L183 153V159L185 160V168L184 172L180 177H175L176 179L186 178L189 174L193 172V170L197 169L200 165V162L203 158V149L205 146L206 137L198 134L193 125L200 124L202 117L200 116V109L203 106L204 111H212L213 101ZM127 105H118L116 111L111 113L109 117H106L105 120L99 126V131L96 136V152L97 153H107L109 159L116 158V160L122 163L125 159L133 160L136 159L135 153L132 152V146H129L125 149L124 145L131 144V136L128 132L125 131L123 125H121L120 121L127 122V117L124 114V110L127 108ZM163 126L156 131L153 138L151 140L140 141V151L147 152L148 144L153 143L157 145L156 151L158 153L156 164L152 165L151 162H147L145 167L138 168L135 170L138 175L137 179L140 180L142 177L147 176V181L155 180L156 183L167 182V179L170 178L169 174L171 173V166L177 163L176 160H170L167 164L164 163L163 160V140H162V131ZM262 149H264V143L260 145ZM129 153L126 157L121 154L124 152ZM254 161H249L246 158L237 156L233 153H228L227 155L221 154L219 157H214L213 160L208 164L207 169H205V175L215 180H223L232 176L233 173L240 167L245 164H251ZM261 164L264 165V161H261ZM163 168V173H158L157 168ZM148 185L146 184V187ZM149 192H151V188L149 187ZM150 199V196L146 197ZM193 224L198 223L197 221H193ZM203 229L197 227L194 229L192 235L194 239H198L200 232ZM203 247H208L207 245H203ZM193 251H199V249H194ZM231 255V253H229ZM219 255V254H218ZM129 264H205V261L200 259L199 257L189 256L188 260L181 259H173L171 261H149L144 258H136L129 262ZM207 264H231L229 260H221V259H210L207 261Z\"/></svg>", "mask_w": 264, "mask_h": 264}]
</instances>
